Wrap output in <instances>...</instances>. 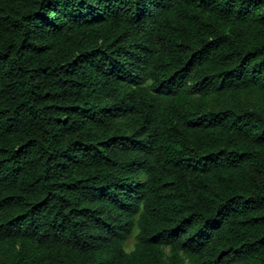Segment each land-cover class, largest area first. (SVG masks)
<instances>
[{"label":"trees","instance_id":"obj_1","mask_svg":"<svg viewBox=\"0 0 264 264\" xmlns=\"http://www.w3.org/2000/svg\"><path fill=\"white\" fill-rule=\"evenodd\" d=\"M0 264H264V0H0Z\"/></svg>","mask_w":264,"mask_h":264},{"label":"rangeland","instance_id":"obj_2","mask_svg":"<svg viewBox=\"0 0 264 264\" xmlns=\"http://www.w3.org/2000/svg\"><path fill=\"white\" fill-rule=\"evenodd\" d=\"M244 106L248 107V108H253L254 107V101L252 99L249 100H245V104ZM137 232L132 236V238L128 241L127 245H126V250L127 252H131L136 244V237Z\"/></svg>","mask_w":264,"mask_h":264}]
</instances>
